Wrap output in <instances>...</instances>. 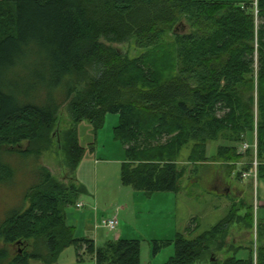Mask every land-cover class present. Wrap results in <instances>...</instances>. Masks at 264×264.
I'll return each mask as SVG.
<instances>
[{
    "label": "trees",
    "instance_id": "16d2710c",
    "mask_svg": "<svg viewBox=\"0 0 264 264\" xmlns=\"http://www.w3.org/2000/svg\"><path fill=\"white\" fill-rule=\"evenodd\" d=\"M183 20L190 33L174 31ZM132 41L143 51L137 58L110 46ZM68 104L74 122L59 143L74 176L65 185L45 166L38 169L22 205L0 223V264H56L69 247L95 256L97 264H142L141 241L97 248L68 225L67 209L84 191L76 178L84 154L77 125L88 121L100 130L108 115H119L114 135L126 155L121 181L135 191L179 193L187 170L177 161L189 145L194 173L200 164L221 162L232 176L244 162L242 179L255 153L242 155L239 145L252 146L255 137L264 182V0L257 6L254 0H0V185L17 174L6 158L39 162L53 147ZM215 142L217 154L209 158ZM23 143L28 148L19 150ZM236 225L254 227L247 201L195 240L178 233L153 241L152 255L172 245L175 255L165 264H264V244L256 252L228 245ZM32 240L39 249L28 251ZM7 246L21 249L12 256Z\"/></svg>",
    "mask_w": 264,
    "mask_h": 264
},
{
    "label": "rangeland",
    "instance_id": "374dc122",
    "mask_svg": "<svg viewBox=\"0 0 264 264\" xmlns=\"http://www.w3.org/2000/svg\"><path fill=\"white\" fill-rule=\"evenodd\" d=\"M203 2H238L242 0H196ZM179 33H190L191 29L183 20L175 28ZM111 47L131 58H137L143 54L136 48L135 43L111 44ZM91 75L96 71L89 67ZM85 81L78 85V92L86 89ZM120 121L119 115H108L104 127L96 130L88 121L77 125L80 146L84 150L83 158L76 172V178L83 188L81 198L98 195L101 212L106 220L114 218L118 206L128 207V210L119 212L118 219L122 225L131 226L132 232L142 242V264L152 260V242L173 240L174 234L180 232L186 235L190 241L195 240L204 232L210 230L225 219L234 205H239L241 200L253 205V229L243 225L232 226L227 238L228 245L238 241L236 247L257 248L264 244V182L252 178L240 179L244 162L237 165L232 176L228 174V165L221 162H211L198 165L197 174L194 166L188 162L192 146L185 147L177 161L180 169H186V175L180 184V192H159L147 194L143 191H135L130 186H124L121 181L122 165L125 161V149L116 140L114 131ZM73 118L69 104L64 106L59 113L58 122L53 130V147L45 152L38 161L20 160L18 158H6V162L17 170L13 181L8 185H0V223L14 208L20 207L25 199L27 191L37 183V173L41 166L49 169L57 180L65 185L70 184L74 176L68 164L64 149L59 143L64 138L66 131L73 125ZM256 136V133H255ZM219 143H211L208 146V157L217 154ZM26 150L27 143L17 147ZM242 155L245 152L240 150ZM89 198V199H90ZM257 203V220L256 218ZM259 205V206H258ZM74 207H69L68 209ZM67 209V210H68ZM68 210V211H69ZM245 214V213H244ZM244 216V215H242ZM198 226L197 229L195 227ZM260 226V227H259ZM192 228L193 231L188 232ZM120 230V227H118ZM117 229V231H118ZM116 231L101 228L99 234V246H104L108 240L114 238ZM169 239V240H168ZM40 242H28V251L38 250ZM4 245L0 243V249ZM14 256L21 248L6 247ZM85 249V248H84ZM238 258L247 256V252H241ZM83 255L82 257L79 256ZM175 255L174 246L166 247L158 255L152 264H165ZM31 264H41V261H32ZM56 264H95L93 256L79 252L75 247H69L58 257ZM198 264H215L200 262Z\"/></svg>",
    "mask_w": 264,
    "mask_h": 264
},
{
    "label": "crops",
    "instance_id": "0c3cea01",
    "mask_svg": "<svg viewBox=\"0 0 264 264\" xmlns=\"http://www.w3.org/2000/svg\"><path fill=\"white\" fill-rule=\"evenodd\" d=\"M89 198L90 197L81 198L78 201L77 205L79 203H83L84 204L83 208L79 209V208H77V205H76L74 208H70V210L68 209L69 211L67 210V219H68L67 222H68V225L70 227H74L76 229V231H77L76 237L77 238H87L89 240H93L96 244V247L99 248L102 246H99V243H101V242L98 241L99 240L98 231L101 228H104L103 223L106 221V219L104 217V213L101 212L102 210H101V205L99 202V200H100L99 196L94 195L90 199ZM241 201H243V200H241ZM262 208H264V206H262ZM121 210L126 211V210H128V207L118 206V208L116 209V213L114 215V218H117V220L119 222L118 227H120V230L118 228H117L118 231L115 230L116 233L114 234V238L112 240H119V239H122V240H138V239H136L137 235L135 236L134 233L132 232L131 226L130 225H128L127 227L123 226L122 220L120 221L118 219V213L122 212ZM244 213H245V211L241 212V214H244ZM257 215L258 214L256 211V218H257ZM257 220H259V219L257 218ZM178 233H180V232H176L173 235L174 236L173 238H175L176 234H178ZM170 240H172L171 237H170ZM108 241H111V240H108ZM160 241H162V240H160ZM164 241H167V239ZM164 241H162V242H164ZM233 243H234V245H236V244H238V241H234ZM82 251L84 252V250H82ZM83 255L79 254L80 257H82ZM152 257H153V255H152ZM157 257H153L152 260L156 261ZM93 259L95 261V264H97L95 256H93ZM152 260L149 259V263H146V264H152ZM255 261H256V257H255Z\"/></svg>",
    "mask_w": 264,
    "mask_h": 264
},
{
    "label": "built area",
    "instance_id": "2783aa9c",
    "mask_svg": "<svg viewBox=\"0 0 264 264\" xmlns=\"http://www.w3.org/2000/svg\"><path fill=\"white\" fill-rule=\"evenodd\" d=\"M258 0H254V5L257 6ZM250 148H253L254 153H255V159L252 163V169L249 172H243L242 174V178L243 179H247V178H252L253 180H257L258 179V160H257V137H255V142L254 144L251 146L248 143H244L241 145L240 150L243 152L248 151ZM84 207L83 203H79L77 205V208L81 209ZM258 207H257V203H256V211H257ZM119 225V222L117 220V218H111L106 220L103 223V226L105 229H108L109 231H115L117 230Z\"/></svg>",
    "mask_w": 264,
    "mask_h": 264
}]
</instances>
